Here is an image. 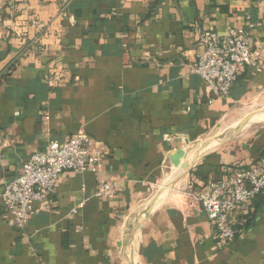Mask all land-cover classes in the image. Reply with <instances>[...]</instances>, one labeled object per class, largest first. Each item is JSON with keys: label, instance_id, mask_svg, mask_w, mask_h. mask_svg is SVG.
<instances>
[{"label": "crops", "instance_id": "1", "mask_svg": "<svg viewBox=\"0 0 264 264\" xmlns=\"http://www.w3.org/2000/svg\"><path fill=\"white\" fill-rule=\"evenodd\" d=\"M231 28L264 60V0H0V193L50 142L101 143L99 172H63L24 236L0 204V264H264V191L224 249L184 194L264 165V71L225 98L189 72L200 32Z\"/></svg>", "mask_w": 264, "mask_h": 264}, {"label": "built area", "instance_id": "2", "mask_svg": "<svg viewBox=\"0 0 264 264\" xmlns=\"http://www.w3.org/2000/svg\"><path fill=\"white\" fill-rule=\"evenodd\" d=\"M31 26L39 28L41 24L33 21ZM16 34L22 37L21 33ZM198 45L201 52L189 72L208 84L215 98L228 97L238 74L246 69L255 73L264 71V60L252 51L250 34L242 28H231L223 35L203 30ZM100 146V142L79 131L63 143L50 142L22 164L20 174L7 182L0 193L2 210L12 217L22 236L35 213L34 205L42 203L54 190L63 172H99ZM118 191V183L100 180L94 196L112 199ZM263 191L264 165H261L239 170L222 181H211L201 190L189 187L184 194L201 206L214 227L217 248L224 249L235 241L236 215L240 209ZM71 213L75 214L76 208Z\"/></svg>", "mask_w": 264, "mask_h": 264}, {"label": "bare ground", "instance_id": "3", "mask_svg": "<svg viewBox=\"0 0 264 264\" xmlns=\"http://www.w3.org/2000/svg\"><path fill=\"white\" fill-rule=\"evenodd\" d=\"M252 109V108H251ZM248 110H250V109H248ZM248 110H246V111H248ZM254 110V109H253ZM245 111V110H244ZM255 111V110H254ZM253 112V111H252ZM240 114V113H239ZM245 114H247V113H245ZM242 115H244V114H242ZM236 116H237V114H236ZM240 116V115H239ZM238 116V117H239ZM249 116V115H248ZM246 119V118H245ZM244 119V120H245ZM252 121L251 122H262L263 120H264V114H254V116H252V119H251ZM238 121V120H237ZM237 121H235V122H237ZM231 122H232V119H231ZM230 122V123H231ZM243 123V122H242ZM226 125V124H225ZM224 125V126H225ZM228 126V125H227ZM230 127V126H229ZM233 127H235V126H233ZM233 127H231V128H233ZM227 129V128H226ZM185 149V148H184ZM183 150V149H182ZM190 154V153H189ZM188 156V155H187ZM192 156V155H191ZM190 158V157H189ZM188 159V158H187ZM193 159V158H192ZM191 159V160H192ZM198 159V158H197ZM187 161V160H186ZM183 162V161H182ZM185 162V161H184ZM188 163V162H187ZM183 167V166H182ZM184 170V169H183ZM188 171V170H187ZM179 172L181 173L182 171H180V168L178 167V168H175V169H173V168H171L170 169V173H168L167 175H166V177L164 178V180H163V184L166 186V184H169L170 183V181L176 176V175H179ZM186 172V171H185ZM160 188V187H159ZM162 188V187H161ZM167 188V187H166ZM168 189V188H167ZM166 191V190H165ZM168 191V190H167ZM157 193V192H156ZM158 194H160V193H158ZM160 196V195H159ZM157 199V198H156ZM155 200V199H154ZM151 201V200H150ZM150 203H152V202H150ZM148 205V204H147ZM134 225V224H133ZM133 256V255H132ZM133 259V258H132ZM131 262V261H130Z\"/></svg>", "mask_w": 264, "mask_h": 264}, {"label": "water", "instance_id": "4", "mask_svg": "<svg viewBox=\"0 0 264 264\" xmlns=\"http://www.w3.org/2000/svg\"><path fill=\"white\" fill-rule=\"evenodd\" d=\"M181 156H182V153L181 152L175 153V155L172 156V159L171 160L173 161L174 166L177 165V162H178V160L180 159ZM146 215H147V213H146Z\"/></svg>", "mask_w": 264, "mask_h": 264}, {"label": "rangeland", "instance_id": "5", "mask_svg": "<svg viewBox=\"0 0 264 264\" xmlns=\"http://www.w3.org/2000/svg\"><path fill=\"white\" fill-rule=\"evenodd\" d=\"M254 116V115H253ZM166 177V176H165Z\"/></svg>", "mask_w": 264, "mask_h": 264}]
</instances>
